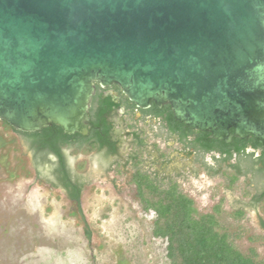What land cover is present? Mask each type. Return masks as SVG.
I'll use <instances>...</instances> for the list:
<instances>
[{"label": "water", "instance_id": "95a60500", "mask_svg": "<svg viewBox=\"0 0 264 264\" xmlns=\"http://www.w3.org/2000/svg\"><path fill=\"white\" fill-rule=\"evenodd\" d=\"M95 83L264 144V0H0V121L85 135Z\"/></svg>", "mask_w": 264, "mask_h": 264}, {"label": "rangeland", "instance_id": "374dc122", "mask_svg": "<svg viewBox=\"0 0 264 264\" xmlns=\"http://www.w3.org/2000/svg\"><path fill=\"white\" fill-rule=\"evenodd\" d=\"M89 154L69 153L73 167L90 176L80 198L81 217L60 189L35 177L20 135L0 121V264H169L166 240L152 235L154 215L143 211L135 183L125 173L90 165ZM226 186L223 177L183 184L200 213L223 197L217 229L243 254L264 259L257 215L231 214L230 199L242 185L227 191ZM260 214L264 218V209Z\"/></svg>", "mask_w": 264, "mask_h": 264}, {"label": "flooded vegetation", "instance_id": "af4514ba", "mask_svg": "<svg viewBox=\"0 0 264 264\" xmlns=\"http://www.w3.org/2000/svg\"><path fill=\"white\" fill-rule=\"evenodd\" d=\"M99 112L101 115L96 119ZM88 116L89 126L83 136L94 135L91 138L94 143L81 148H77L76 144L61 146L60 153L68 164H71V149L88 150L90 165L95 161L106 173H125L128 180L135 183L136 193V181L143 178L158 189L174 190L185 195L192 200L198 214L209 213L215 217L223 197L213 204L210 211L200 213L183 184L189 180L210 182L223 177L227 181V191L230 185L239 182L242 191L230 199L231 214L240 219L253 211L258 218L259 232L264 234V218L260 214V210L264 209V144L253 135L239 138L233 135V128H229V141L213 138L207 131L177 122L168 104L157 105L150 100L146 107L136 105L116 84L103 87L95 83ZM103 156L105 166L97 160ZM47 159L50 169L58 165L53 151L47 153ZM29 161L38 178L30 155ZM73 169L85 175L84 171ZM137 198L142 202L138 195ZM142 209L155 216L154 210L146 208L143 203Z\"/></svg>", "mask_w": 264, "mask_h": 264}, {"label": "trees", "instance_id": "16d2710c", "mask_svg": "<svg viewBox=\"0 0 264 264\" xmlns=\"http://www.w3.org/2000/svg\"><path fill=\"white\" fill-rule=\"evenodd\" d=\"M100 112L96 119L100 117ZM91 120H93V116ZM2 123L20 135L22 144L31 157L38 179L53 188L60 189L65 197L75 204L82 217L80 198L89 184L90 176L77 172L60 153L64 145L81 148L93 144L94 135L78 133L68 135L55 125L35 132H21ZM53 151L58 165L50 169L47 153ZM105 157L97 159L105 166ZM137 192L146 208L155 212L152 234L166 240V257L169 264H264V259L256 260L236 249L228 240L225 231L217 229L218 222L213 214H198L192 200L174 190L158 189L143 178L137 179ZM89 236V231L85 228Z\"/></svg>", "mask_w": 264, "mask_h": 264}]
</instances>
